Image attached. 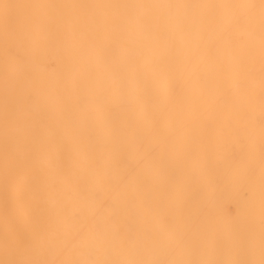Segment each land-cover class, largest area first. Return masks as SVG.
<instances>
[{"label": "bare ground", "instance_id": "bare-ground-1", "mask_svg": "<svg viewBox=\"0 0 264 264\" xmlns=\"http://www.w3.org/2000/svg\"><path fill=\"white\" fill-rule=\"evenodd\" d=\"M0 264H264V0H0Z\"/></svg>", "mask_w": 264, "mask_h": 264}]
</instances>
